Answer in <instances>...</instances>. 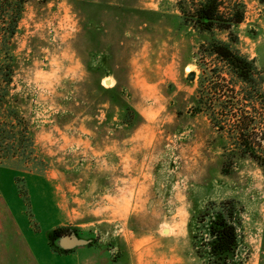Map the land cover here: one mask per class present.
Returning a JSON list of instances; mask_svg holds the SVG:
<instances>
[{
  "label": "rangeland",
  "instance_id": "rangeland-1",
  "mask_svg": "<svg viewBox=\"0 0 264 264\" xmlns=\"http://www.w3.org/2000/svg\"><path fill=\"white\" fill-rule=\"evenodd\" d=\"M238 1L244 22L212 36L248 60V82L201 52L178 0H26L1 199L41 220L57 205L60 228L115 264H209L198 218L235 199L234 264H264V0Z\"/></svg>",
  "mask_w": 264,
  "mask_h": 264
},
{
  "label": "trees",
  "instance_id": "trees-1",
  "mask_svg": "<svg viewBox=\"0 0 264 264\" xmlns=\"http://www.w3.org/2000/svg\"><path fill=\"white\" fill-rule=\"evenodd\" d=\"M178 2L181 12L186 17V24L208 35L200 44L201 52L207 57L216 56L239 78L248 82L251 77L248 60L236 52L229 42L212 36L217 30L230 33L234 27L244 22L243 4L238 0H178ZM25 3L26 0H0L2 21L0 24L2 31L0 42V119H2L0 145L3 140L9 138L8 127L13 129L16 128L15 125L21 126L20 122L13 123L14 119H19V109L11 94L16 66L12 39L18 32ZM212 71V73H217L218 69ZM134 113L135 111L129 108L126 116L131 117ZM7 149H10L9 146ZM8 151L6 150L5 153ZM8 155L5 154L2 159L8 158ZM240 211L241 208L235 199L207 203L197 221V228L201 229V237L195 236L201 246L199 247L202 248L199 256L203 260L209 264H234L232 254L237 244L238 226L242 221L239 216ZM66 232L64 228L55 229L49 236L51 245L54 244L52 241L56 236ZM88 244L93 245L91 242ZM56 249L62 251L59 246Z\"/></svg>",
  "mask_w": 264,
  "mask_h": 264
},
{
  "label": "crops",
  "instance_id": "crops-1",
  "mask_svg": "<svg viewBox=\"0 0 264 264\" xmlns=\"http://www.w3.org/2000/svg\"><path fill=\"white\" fill-rule=\"evenodd\" d=\"M37 209L13 206L0 197V264H58L68 260L73 264H97V258L104 264H115L112 251L104 246L80 245L64 249L49 236L61 227L57 205L41 209V214L51 219H40ZM59 213V215H58ZM59 246L62 251L56 248Z\"/></svg>",
  "mask_w": 264,
  "mask_h": 264
},
{
  "label": "water",
  "instance_id": "water-1",
  "mask_svg": "<svg viewBox=\"0 0 264 264\" xmlns=\"http://www.w3.org/2000/svg\"><path fill=\"white\" fill-rule=\"evenodd\" d=\"M194 74H190L189 79H192ZM90 243V241L78 238L76 235L65 236L60 240V246L64 249H70L80 245H86Z\"/></svg>",
  "mask_w": 264,
  "mask_h": 264
},
{
  "label": "flooded vegetation",
  "instance_id": "flooded-vegetation-1",
  "mask_svg": "<svg viewBox=\"0 0 264 264\" xmlns=\"http://www.w3.org/2000/svg\"><path fill=\"white\" fill-rule=\"evenodd\" d=\"M71 235H76L78 238H81L79 234L74 233V232H72V231H68V232H66V233H64V234H62V235H60V236H56V237H55V240L57 241L58 244H60V240H61L63 237H65V236H71Z\"/></svg>",
  "mask_w": 264,
  "mask_h": 264
},
{
  "label": "bare ground",
  "instance_id": "bare-ground-1",
  "mask_svg": "<svg viewBox=\"0 0 264 264\" xmlns=\"http://www.w3.org/2000/svg\"><path fill=\"white\" fill-rule=\"evenodd\" d=\"M168 233H170V232H168Z\"/></svg>",
  "mask_w": 264,
  "mask_h": 264
}]
</instances>
